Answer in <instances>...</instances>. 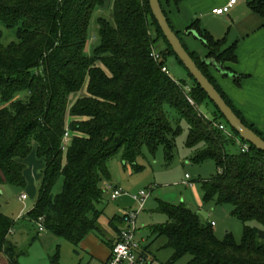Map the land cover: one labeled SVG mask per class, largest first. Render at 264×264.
<instances>
[{
    "label": "trees",
    "instance_id": "16d2710c",
    "mask_svg": "<svg viewBox=\"0 0 264 264\" xmlns=\"http://www.w3.org/2000/svg\"><path fill=\"white\" fill-rule=\"evenodd\" d=\"M181 1L166 4L178 8ZM160 2L182 40L183 32L174 28ZM248 5L264 18V0H248ZM110 8L112 13L106 15ZM98 10L104 12L98 13L96 44L88 54L89 28ZM0 22L17 28V41L8 45L2 43L0 29V190L5 185L26 186L24 159L35 145L44 168L36 203L28 212L31 220L41 221L44 231L76 246L91 233L108 242L100 223L105 209L100 205L102 183L111 179L109 162L120 155L125 167L131 164L140 170L137 159L144 146L153 153L162 146L171 158L180 132L169 118L168 110L174 109L188 122L187 147L193 160L216 162L217 174L201 182L204 199L230 204L231 214L244 223V234L239 242L230 233L220 239L212 222H203L190 207L161 203L168 220L151 231L167 239L165 246L173 250L169 264L186 255L190 259L185 264H264V152L240 137L189 72L191 84L163 70L168 68V56L176 54L149 0H0ZM192 28L207 54L202 57L189 50L182 40L186 49L243 122L264 138L217 83L211 64L203 61L215 58L224 67L237 61L236 44L225 47L226 39L214 38L198 20L187 31ZM160 39L165 49L156 48ZM154 50L159 59L152 55ZM241 78L236 76L238 84ZM86 83L87 94L69 108V96ZM203 103L214 106L212 118L200 110ZM68 113L86 119L67 123ZM221 123L231 135L220 129ZM68 129L78 134L64 149ZM238 139L249 144V151L227 149ZM60 177L63 187L55 195ZM109 224L119 235L124 216H114ZM14 226L15 220L0 209V254L19 264L26 251L9 239ZM54 261L59 264L58 256Z\"/></svg>",
    "mask_w": 264,
    "mask_h": 264
},
{
    "label": "rangeland",
    "instance_id": "374dc122",
    "mask_svg": "<svg viewBox=\"0 0 264 264\" xmlns=\"http://www.w3.org/2000/svg\"><path fill=\"white\" fill-rule=\"evenodd\" d=\"M163 2L169 16L173 20L175 15H177L176 12H178L177 7L174 4L172 6L167 5L166 0H163ZM240 2L248 6V0H240ZM103 12L98 10L93 14L86 47L88 54L91 53L92 48L96 44L98 13ZM105 13L110 15L112 9L110 8ZM178 17L180 21L179 23L174 22L176 23L175 28L176 30H182L181 37L183 42L187 44L188 49L193 50L195 48L201 55L206 54L208 49L198 37L197 30H193V33H188L185 30L186 24L189 22L187 14L182 13ZM0 29L2 30L3 44L8 45L17 41L16 27H7L0 22ZM151 30L152 34L155 35V27H151ZM155 46L159 50L165 49L164 39L158 40ZM98 64L104 67L101 62ZM167 64L169 74L173 78L188 84L192 83V78L188 74L187 69L175 55L168 56ZM218 72L221 74L220 71ZM86 89L87 83L80 92L69 96V108L79 97L87 94ZM21 97H26V94L21 95ZM213 107L210 103L208 106L203 103L200 106V110L208 118H212ZM168 114L172 123L180 128V132L176 136L173 156L169 158L162 146L154 153L144 146L142 147L141 155L137 159V164L141 166V169L136 170L131 164L125 167L121 156L117 155L109 162L111 179L104 180L102 183L103 187L108 183L122 190V193L116 199L111 198V192L105 191L104 201L100 205V208L105 209V213L100 219L104 236H106L105 231L112 232L109 225L111 218L116 215L123 216L125 210L134 211L140 208L139 201L134 197L139 190H146L150 193L137 218L136 237L141 243L143 242L142 238H144V244L151 246L152 255L150 259L152 264H169L173 256V250L165 246L167 239L164 236L157 237L151 231L153 225L162 224L168 220L167 214L160 211L161 203L185 204L195 211L203 222L210 223L214 221L216 224L213 226V231L220 239L225 238L226 234L230 233L239 242L244 234V223L231 214L232 206L230 204L220 205L216 199L209 201L204 199L201 182L217 174L216 162L212 159L204 162H195L192 149L187 147L189 131L187 120L180 118L178 112L174 109H169ZM83 119L86 118L73 117L69 113L67 114V123L72 120ZM76 134L78 133L69 130V139ZM240 147L241 144L236 141V143L228 145L227 149L232 153H236ZM24 163L26 165V186L23 188L14 185L3 186L0 191V209L15 220V226L9 234V239L18 243L21 250L26 251V254L19 257V264H53L52 259L58 254V251L61 252L63 243H67L66 245H69V247L74 245L51 233L40 231L39 225L31 220L28 212L36 203L44 168V161L37 156L35 145L28 157L24 159ZM186 180L192 182L193 185H188ZM62 187L63 177H60L54 185L53 193L55 195L58 194ZM22 194H27V198L21 199ZM251 224L263 228L257 222H252ZM144 255L147 254L144 253ZM189 259L190 255H186L174 264H185ZM0 264L11 263L4 254H0Z\"/></svg>",
    "mask_w": 264,
    "mask_h": 264
},
{
    "label": "crops",
    "instance_id": "0c3cea01",
    "mask_svg": "<svg viewBox=\"0 0 264 264\" xmlns=\"http://www.w3.org/2000/svg\"><path fill=\"white\" fill-rule=\"evenodd\" d=\"M229 2L230 0H182L179 8H176L177 15L173 20L172 17L169 18L175 28L174 22L180 21L178 15L186 13L190 23L186 24L185 30L198 20L200 27L214 38H225V47L236 44L237 61L225 63V67L231 69L235 76L221 75L212 65L210 72L234 105L264 133V18L240 0H237L227 13L214 12L215 8L223 7ZM191 51L196 50L193 48ZM206 54L200 55L205 57ZM236 76L242 77L240 84L237 83ZM111 229L112 232L105 231L104 238L108 242L91 233L78 246L73 244L75 247H69L67 243H63L61 252L56 254L59 264H104L111 254L110 243L115 242L118 237L114 229ZM142 241L140 252L150 257L151 246L144 244V238ZM52 262L57 264L54 258Z\"/></svg>",
    "mask_w": 264,
    "mask_h": 264
},
{
    "label": "water",
    "instance_id": "95a60500",
    "mask_svg": "<svg viewBox=\"0 0 264 264\" xmlns=\"http://www.w3.org/2000/svg\"><path fill=\"white\" fill-rule=\"evenodd\" d=\"M149 4L164 36L171 45L176 56L183 63L184 67L187 69L196 83L200 85L201 88L207 93L208 97L224 115L226 121L234 130L238 132L240 137L253 145L256 149L264 152V138L243 122V120L237 115L233 108L226 102L214 84L199 68L196 61L186 49L181 38L171 26L160 0H149ZM193 30L196 31L195 28H192L188 31V33H193ZM196 33L198 34L197 31ZM198 37L200 38L199 34ZM203 61L214 66L218 71L221 72L222 75L235 76L233 72L225 69L224 65L219 63L215 58H203Z\"/></svg>",
    "mask_w": 264,
    "mask_h": 264
},
{
    "label": "built area",
    "instance_id": "2783aa9c",
    "mask_svg": "<svg viewBox=\"0 0 264 264\" xmlns=\"http://www.w3.org/2000/svg\"><path fill=\"white\" fill-rule=\"evenodd\" d=\"M237 0H230V2L223 6L217 7L214 9V12L217 14H224L230 11L231 6L236 3ZM152 55L159 59V54L154 50ZM163 70L169 73V70L166 66H163ZM190 86H186V90L190 91ZM189 100L193 102V99L188 96ZM220 129L224 130L226 133L231 135V131L228 126L224 123L218 125ZM65 146L67 148V143L69 142V132H66L64 135ZM238 142L241 144V149L244 152L249 151V144L242 142L241 139H238ZM188 176V175H187ZM186 183L190 186L193 185L192 182L187 181ZM104 190L111 192V198L116 199L121 193L122 190L118 187H115L113 184H105ZM150 193L146 190H139L135 195V199L139 201L140 208L134 211H124L125 225L121 228L120 233L111 249L110 257L104 264H152V261L149 256L144 255L140 252L141 243L136 237L137 233V218L139 213L142 211L147 199L149 198ZM21 199H26L27 194H22ZM214 225L215 223L212 222ZM39 230L44 231V226L40 221Z\"/></svg>",
    "mask_w": 264,
    "mask_h": 264
}]
</instances>
